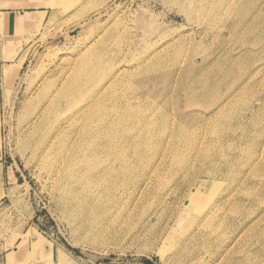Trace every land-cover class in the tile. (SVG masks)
Wrapping results in <instances>:
<instances>
[{
    "label": "rangeland",
    "instance_id": "1",
    "mask_svg": "<svg viewBox=\"0 0 264 264\" xmlns=\"http://www.w3.org/2000/svg\"><path fill=\"white\" fill-rule=\"evenodd\" d=\"M9 8L49 13H0V264H264V0Z\"/></svg>",
    "mask_w": 264,
    "mask_h": 264
},
{
    "label": "crops",
    "instance_id": "2",
    "mask_svg": "<svg viewBox=\"0 0 264 264\" xmlns=\"http://www.w3.org/2000/svg\"><path fill=\"white\" fill-rule=\"evenodd\" d=\"M1 14L4 15V36L7 38L13 39L14 42H18L19 40H23V38L29 35V31L36 26V24L41 20L44 16L48 15V11L43 10L41 8L35 9H3ZM12 42V41H11ZM20 42V41H19ZM17 46L12 45L10 50L16 49ZM9 50V49H8ZM1 57V55H0ZM13 66L10 62H4L0 58V83L2 81V77L4 76V71L8 70L9 67ZM14 73L10 74L13 76ZM139 264V263H134Z\"/></svg>",
    "mask_w": 264,
    "mask_h": 264
},
{
    "label": "bare ground",
    "instance_id": "3",
    "mask_svg": "<svg viewBox=\"0 0 264 264\" xmlns=\"http://www.w3.org/2000/svg\"><path fill=\"white\" fill-rule=\"evenodd\" d=\"M187 1V0H186ZM183 2V1H182ZM219 2V1H218ZM218 2H216V3H218ZM207 3V2H206ZM207 5V4H206ZM214 10V9H213ZM211 11H212V9H211ZM210 14H212V13H210ZM56 134V133H55ZM54 134V135H55ZM49 135V134H48ZM52 135V134H51ZM56 136V135H55ZM54 136V137H55ZM53 137V138H54ZM60 138V137H59ZM55 140V139H54ZM59 140V139H58ZM57 140V141H58ZM51 144H52V142H51ZM89 145H88V147H86L85 149H84V151H85V154L83 153V152H81V154L83 153L84 154V159L85 158H87V157H89L90 155H92V154H94V153H97L98 152V150H99V146L98 145H95L93 142H89L88 143ZM76 146H78V143H73L72 145H71V148H73V147H76ZM52 149V148H51ZM67 151H69V150H67ZM67 153V152H66ZM68 154V153H67ZM79 157H80V154L78 155ZM77 156V157H78ZM83 156V155H82ZM118 157H119V155H118ZM78 159V158H77ZM118 159V158H117ZM120 160H121V157H120ZM223 160V159H222ZM76 161V160H75ZM115 161V160H114ZM119 161V160H118ZM113 162V161H112ZM123 162H124V160H123ZM134 162V161H133ZM77 163V162H76ZM115 164H117L116 162H114ZM121 163V162H120ZM87 164V163H86ZM113 164V163H112ZM126 164V163H125ZM128 164V163H127ZM126 164V165H127ZM77 165H79V164H77ZM76 165V166H77ZM85 165V164H84ZM88 165H89V163H88ZM87 165V166H88ZM121 165H122V163H121ZM134 165V164H133ZM87 166H85L86 168L85 169H87L86 171H85V173L87 174V175H91V174H93V172H94V170L96 169V167L98 166V164H91V165H89L88 167ZM112 167H113V165H111ZM124 166V165H123ZM78 168H79V166H77ZM81 167V166H80ZM118 167H119V164H118ZM118 167H117V170H118ZM126 167V166H125ZM72 168V167H71ZM73 168H74V166H73ZM73 168H72V170H73ZM81 168H83V167H81ZM76 169V168H75ZM79 170V169H78ZM77 171V170H76ZM98 171H100V170H98ZM98 171H96V172H98ZM129 171H130V169H129ZM121 172H122V170H121ZM120 172V173H121ZM65 173V172H64ZM101 175H102V177L104 178L105 176L107 177V175L109 174V173H107V175L105 174V172L103 171H101V173H100ZM99 174V176H101ZM114 174H116V173H114ZM114 174H113V176H114ZM122 174H123V172H122ZM74 175H76L75 173H66V176L65 177H63L64 178V180L65 181H67V182H72V180L74 181V177H76V176H74ZM81 175H82V173H81ZM80 176V175H79ZM84 176V175H83ZM117 176V175H116ZM84 177H86V176H84ZM119 177V176H118ZM147 177V176H146ZM98 178V177H97ZM112 178H110V180H111ZM116 179H117V177H116ZM146 179V178H145ZM101 180V179H100ZM103 180V179H102ZM101 180V181H102ZM76 181H77V179H76ZM64 182V181H63ZM144 182V181H143ZM100 183V182H99ZM105 183H107V180H106V182ZM109 183V182H108ZM142 183V182H141ZM69 184V183H68ZM104 184V183H103ZM111 184V183H110ZM143 184V183H142ZM106 185V184H105ZM139 185V184H138ZM137 185V186H138ZM146 185V184H145ZM72 186V185H71ZM99 186V185H98ZM111 186V185H110ZM113 186H114V184H113ZM136 186V185H135ZM75 187V186H74ZM102 187V186H101ZM104 187V186H103ZM139 187V186H138ZM70 188V187H69ZM116 188V187H115ZM229 188H230V186H229ZM117 189V188H116ZM140 189V188H139ZM101 190V189H100ZM114 190V189H113ZM112 190V191H113ZM116 191H118V190H116ZM73 192V191H72ZM81 192V191H80ZM109 192V191H108ZM115 192V191H114ZM135 192V191H134ZM143 192H145V191H143ZM107 193V192H106ZM118 193V192H117ZM116 194V193H115ZM162 194V193H161ZM67 196V195H66ZM69 196V195H68ZM159 196V195H158ZM106 197V196H105ZM117 197V196H116ZM130 197V196H129ZM135 197H136V195H135ZM75 198V197H74ZM83 198V197H82ZM69 199V198H68ZM67 199V200H68ZM109 199V198H108ZM113 199V198H112ZM130 199V198H129ZM75 201H76V199H75ZM85 201V200H84ZM115 201V200H114ZM130 202V201H129ZM76 203H78V202H76ZM133 203V202H132ZM114 207V206H113ZM76 210V209H75ZM149 217V216H148ZM145 222V221H144ZM251 247V246H250ZM252 255V254H251ZM249 259V258H248ZM249 261V260H248ZM258 263V262H257ZM250 264V263H249Z\"/></svg>",
    "mask_w": 264,
    "mask_h": 264
},
{
    "label": "trees",
    "instance_id": "4",
    "mask_svg": "<svg viewBox=\"0 0 264 264\" xmlns=\"http://www.w3.org/2000/svg\"><path fill=\"white\" fill-rule=\"evenodd\" d=\"M144 264H146V263H144Z\"/></svg>",
    "mask_w": 264,
    "mask_h": 264
}]
</instances>
